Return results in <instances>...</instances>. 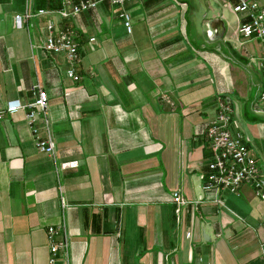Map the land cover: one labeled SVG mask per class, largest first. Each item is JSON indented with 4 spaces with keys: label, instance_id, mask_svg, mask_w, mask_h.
<instances>
[{
    "label": "crops",
    "instance_id": "crops-1",
    "mask_svg": "<svg viewBox=\"0 0 264 264\" xmlns=\"http://www.w3.org/2000/svg\"><path fill=\"white\" fill-rule=\"evenodd\" d=\"M23 6L0 0V107L32 99L39 83L55 162L70 164L55 170L21 109L0 118V264H46L47 224L68 242L51 264H264V200L251 183L202 187L218 92L264 175L262 47L237 32L240 14L203 12L204 29L190 32L187 0L99 1L59 20L76 30L72 79L64 53L41 45L48 15L30 32L15 24ZM175 189L186 202L171 200Z\"/></svg>",
    "mask_w": 264,
    "mask_h": 264
},
{
    "label": "built area",
    "instance_id": "built-area-1",
    "mask_svg": "<svg viewBox=\"0 0 264 264\" xmlns=\"http://www.w3.org/2000/svg\"><path fill=\"white\" fill-rule=\"evenodd\" d=\"M99 1L102 0H64L60 6L51 9L41 6L35 7L31 0H24L23 11L14 16V22L18 26H24L30 32L39 16L48 15L49 18L43 21L45 31L40 36L42 39L41 45L48 52L59 51L64 53L68 61L66 73L72 79H77L79 74L73 67L79 56L76 30L71 24H60L59 20L72 18L81 10L95 7ZM105 1L122 7L128 0ZM215 1L224 3L235 13H239L240 15L236 16L237 32L246 37L257 39L262 47L258 60L262 79L260 92L256 100L264 105V0H234L232 3L228 0ZM120 16L125 29L129 30L128 11L122 8ZM207 34H211L210 29L207 30ZM32 92V99L25 102L16 98L8 100L4 106L0 107V118L21 109L35 147L51 156L56 170L58 165H67L70 164V161L56 164L54 156L55 141L47 112L46 90L39 83H35L32 85ZM215 107L214 118L208 121L204 129L205 136L209 139L212 157L206 161L208 170L202 175L203 189H210L216 193L220 187H225L229 191H234L241 183L250 182L254 194L264 200V175L260 172L259 164L255 155L249 149L246 138L239 132L231 133L229 123L232 106L219 92L215 97ZM170 198L175 204L187 201L178 189L171 191ZM214 199L219 203L222 202L220 196ZM60 227L61 225L55 226L52 224L45 226L47 251H49L46 264H51L59 251L65 258L67 256L68 242L66 236L64 234L56 236Z\"/></svg>",
    "mask_w": 264,
    "mask_h": 264
},
{
    "label": "rangeland",
    "instance_id": "rangeland-1",
    "mask_svg": "<svg viewBox=\"0 0 264 264\" xmlns=\"http://www.w3.org/2000/svg\"><path fill=\"white\" fill-rule=\"evenodd\" d=\"M230 3H232L234 0H228ZM190 7L188 10V17L190 19V23L188 25V31L192 32L194 29V25L197 26L199 23V17L202 15V13H206V15H211L213 12H219L221 11V7H224V12L230 13L233 15V13L227 9L226 4L220 3L216 4L214 0H187ZM222 5V6H221ZM204 29V25H200L199 23V31ZM213 31V30H212ZM264 166V165H263Z\"/></svg>",
    "mask_w": 264,
    "mask_h": 264
},
{
    "label": "water",
    "instance_id": "water-1",
    "mask_svg": "<svg viewBox=\"0 0 264 264\" xmlns=\"http://www.w3.org/2000/svg\"><path fill=\"white\" fill-rule=\"evenodd\" d=\"M214 20L217 22L216 24L212 25L211 24V27L213 29H216V27H218V24L220 25L222 22H221V19L220 18H214Z\"/></svg>",
    "mask_w": 264,
    "mask_h": 264
}]
</instances>
